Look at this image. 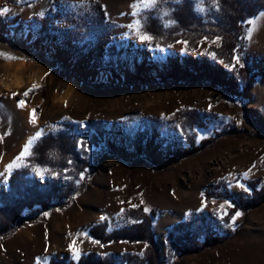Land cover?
Here are the masks:
<instances>
[{"label":"rangeland","instance_id":"374dc122","mask_svg":"<svg viewBox=\"0 0 264 264\" xmlns=\"http://www.w3.org/2000/svg\"><path fill=\"white\" fill-rule=\"evenodd\" d=\"M32 1L0 0V9H9L0 11V194L17 167L39 186L60 180L76 190L61 207L26 209L30 218L0 238V264H49L62 256L77 261L89 251L126 264L120 256L141 254L144 241L103 243L89 228L101 221L107 230L130 224L135 219L127 209L138 207L154 212L151 228L164 264H264V6L246 19L259 17L251 36L248 24L243 51L229 62L217 54L219 34L161 44L141 27L151 8L132 15L133 0H89L84 18L71 12L75 36L62 38L55 36L64 27L54 26L53 17L59 0L46 26L34 15L12 14L30 12ZM165 1L157 0L154 10L163 28L173 23ZM191 2L198 17L217 21V0ZM16 62L25 64L18 70L21 85L17 69L7 68ZM202 66L204 77L192 81L159 76L167 67ZM240 66L255 74L244 90ZM9 99L25 106H4ZM180 108L195 109L199 119L183 123L175 114ZM94 125L101 138L94 137ZM40 129H64L75 141L62 173L29 162V155L17 160ZM215 131L217 137L201 146ZM177 151L183 155L174 158ZM236 212L241 215L233 220ZM170 226L182 238L179 248L166 237ZM210 237L222 239L204 244Z\"/></svg>","mask_w":264,"mask_h":264},{"label":"trees","instance_id":"16d2710c","mask_svg":"<svg viewBox=\"0 0 264 264\" xmlns=\"http://www.w3.org/2000/svg\"><path fill=\"white\" fill-rule=\"evenodd\" d=\"M217 3L219 14L217 21L207 22L204 21L203 17H198L195 14L191 0H166L165 4L168 7L170 6L167 16L171 18L173 23L163 28L160 20L154 17V6L147 11L144 10L145 16L141 24L142 30L150 36L159 39L161 44L172 43L179 37H185L190 40L193 37L192 35L200 38L204 35L219 34L222 36V43L217 49V54L232 62L234 55L240 54L245 45V32L248 27L246 19L251 18L259 6H264V0H217ZM142 11L143 9L139 13ZM48 18L40 19L41 27L46 26ZM167 35L172 37L166 39L165 36ZM112 45L111 49L115 48V45ZM262 60L264 61V57ZM203 70V66L200 71L188 67L183 72H176L174 69L167 67L166 70L159 72V76L163 79L172 77L176 80L192 81L203 78ZM238 74L242 83V90L250 87L255 74L250 73L246 66H240ZM133 75L139 76L138 73ZM262 76L264 77V74ZM175 114L179 118L178 120L189 125L199 119V114L195 109L180 108L176 110ZM93 128H95L94 137H100L101 130L99 127L94 125ZM218 134L219 132L215 131V136L203 139L201 146L216 138ZM142 141V135L138 133L134 137V142L140 147L143 145ZM71 147H75V141L72 140L68 131L63 129L54 133L48 132L42 134L31 146L28 161L35 165L50 166L51 170L62 173L63 169L68 166ZM181 155H183V152L177 151L174 158ZM27 173V170L17 167L8 174V189L0 194V238L18 227L24 220L30 218L31 214L25 212L26 209L34 205H39L42 210H49L56 206L61 207L65 202L69 201L76 190H73L70 183L61 182L60 180L44 182V184L39 186L36 179L28 177ZM259 194V192L256 193L257 196ZM127 212L135 219L132 223L113 230H107L105 223L101 221L89 228L90 235L103 243L122 240L144 241L146 245L141 254L123 253L119 260L124 261L126 264H164L159 244L156 242L151 228L154 212H145L141 207L127 209ZM166 237L168 240L172 239L170 244L176 247L182 241V238L174 233L172 226L169 227ZM221 239L222 237H214L209 239V241H205L204 244L213 243ZM49 264L116 263L110 255L100 257L89 251L81 255L77 261L69 260L66 256H62L59 259H51Z\"/></svg>","mask_w":264,"mask_h":264},{"label":"crops","instance_id":"0c3cea01","mask_svg":"<svg viewBox=\"0 0 264 264\" xmlns=\"http://www.w3.org/2000/svg\"><path fill=\"white\" fill-rule=\"evenodd\" d=\"M54 0H35L32 1L35 6L33 9H31L30 12L27 11H15L14 15L19 16L21 19L28 20L30 16L34 15L37 18L45 19L46 17H50V15H53L54 12V26L64 29L57 30L56 38H62L64 34L71 35V12L73 11H82L80 13L81 17L84 18V12L87 9H91V6L89 4V0H59L60 5L62 6L60 10L53 11L54 9H51V6H53L52 2ZM134 1V0H133ZM132 1V2H133ZM53 11V12H52ZM42 13V15H41ZM13 26V27H12ZM16 24L11 25V33L14 32L12 28H14ZM25 34V33H24ZM26 35V34H25ZM37 37H41L43 34H40L39 32L36 33ZM75 35H71V37H74ZM36 36L34 35V38ZM33 38V39H34ZM42 38V37H41ZM76 40V39H75ZM77 40L81 42H85V39L78 38Z\"/></svg>","mask_w":264,"mask_h":264},{"label":"snow or ice","instance_id":"6c2138e0","mask_svg":"<svg viewBox=\"0 0 264 264\" xmlns=\"http://www.w3.org/2000/svg\"><path fill=\"white\" fill-rule=\"evenodd\" d=\"M202 2V0H201ZM213 2L215 3V0H213ZM157 3V0H134V2L130 5V7L132 8V15H137L142 9H147V8H151V7H154L155 4ZM9 9H7L6 7L3 8V9H0V11H4V12H7ZM42 15V13H41ZM260 17H264V12H261L260 13ZM259 17L256 18V19H253V20H249L247 21L246 23L252 25L253 27L252 28H249L248 29V35L251 36V33L252 31L254 30L256 24H257V21H258ZM137 23V26L139 25V21L136 22ZM142 39H151L150 36H147V35H144L141 37ZM217 40H219V37H217ZM215 43V41H214ZM37 85H33V88H36ZM32 89H29L28 91H31ZM28 91H26L24 93L25 96L28 95ZM15 95V94H14ZM18 106L19 107H24L25 106V101L23 100H20L18 101ZM37 122V117H36V110L33 109L32 110V114L30 116V123H33L35 124ZM43 134V129H40L38 131L35 132V134L31 137H29V139L26 141V143L23 145V150L22 152L20 153V155L17 157V160L21 159L22 157L26 156V155H29L30 152V148L31 146L34 144V142ZM14 166V163H10L7 167L9 169H11L12 167ZM245 175H247V173H245ZM223 207V206H221ZM145 211H147V209H145ZM241 213L239 212H236L235 216L233 217V220L240 216ZM101 219L103 220L104 217H101ZM39 260V258H37Z\"/></svg>","mask_w":264,"mask_h":264},{"label":"bare ground","instance_id":"6f19581e","mask_svg":"<svg viewBox=\"0 0 264 264\" xmlns=\"http://www.w3.org/2000/svg\"><path fill=\"white\" fill-rule=\"evenodd\" d=\"M9 66L7 67L8 69H12V68H16L17 70L16 71H14V76H15V83L16 84H18V85H21L22 84V78H21V76H20V74H18V70L19 71H21V73L23 72V68L25 67V64H24V62H16V63H9L8 64ZM14 65V66H13ZM21 69V70H20ZM13 70H11V72H12ZM13 78V77H12ZM17 104V105H16ZM3 105L4 106H12V105H16V107L18 108L19 106H18V102L17 103H15V101L14 100H8L7 102H3ZM19 112L20 113H22V110L20 109L19 110ZM28 118V117H27Z\"/></svg>","mask_w":264,"mask_h":264}]
</instances>
